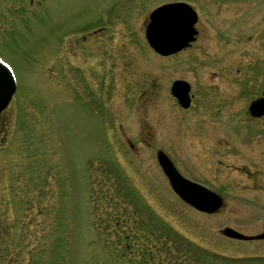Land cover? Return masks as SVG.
Here are the masks:
<instances>
[{"label": "rangeland", "instance_id": "rangeland-1", "mask_svg": "<svg viewBox=\"0 0 264 264\" xmlns=\"http://www.w3.org/2000/svg\"><path fill=\"white\" fill-rule=\"evenodd\" d=\"M167 1L175 0H0V59L16 81L0 114V243L8 249L0 264H264L223 260L264 258L249 256L264 255V240L221 233L264 230V145L258 156L252 144L247 153L198 143L203 123L225 136L245 131L234 118L264 83V0H184L204 38L162 57L144 28ZM230 25L239 36L233 50ZM216 68L224 70L214 79ZM176 78L193 86L190 109L170 92ZM220 92L227 103L213 121ZM157 149L207 179L224 207L201 214L179 199ZM163 219L205 249L177 238Z\"/></svg>", "mask_w": 264, "mask_h": 264}, {"label": "water", "instance_id": "water-1", "mask_svg": "<svg viewBox=\"0 0 264 264\" xmlns=\"http://www.w3.org/2000/svg\"><path fill=\"white\" fill-rule=\"evenodd\" d=\"M179 12L183 14L180 16V20L176 17ZM149 18L150 21L145 30L146 38L149 44L163 55L179 50L187 45L189 40L193 39V24L196 20V13L186 3L163 4L155 8L149 14ZM179 21L180 25H178ZM184 84L183 81H175L172 92L177 96L181 105L186 107L189 105V86ZM14 87V80L10 72L0 64V111L7 106L14 92ZM249 110L252 115L262 114L264 112V95L251 103ZM157 160L168 176L174 191L189 204L207 212H214L221 207L222 199L217 193L181 176L173 162L162 150H158ZM222 233L241 239L264 238V232L247 236L231 227H225Z\"/></svg>", "mask_w": 264, "mask_h": 264}, {"label": "flooded vegetation", "instance_id": "flooded-vegetation-1", "mask_svg": "<svg viewBox=\"0 0 264 264\" xmlns=\"http://www.w3.org/2000/svg\"><path fill=\"white\" fill-rule=\"evenodd\" d=\"M199 23L197 22V24H196V29H197V34H196V38H195V40L192 42V43H190V45L187 47V48H190L192 45H193V43L195 42V41H197V40H199V39H201V38H204L203 36H202V32H201V30H203V25H201V24H199ZM198 25V26H197ZM230 27V32L229 33H231L230 35H231V37L233 38V40H231L232 41V44H231V49L233 50V48L234 47H236V46H234V40L236 39V38H238L239 36H237L235 33H236V25H230L229 26ZM201 34V35H200ZM93 35V34H92ZM91 36V35H90ZM203 41V39L201 40V42ZM242 43H244V42H242ZM203 45V44H202ZM237 47H241L240 45H238ZM187 48H185V49H187ZM185 49H183V50H185ZM183 50H181V51H179V52H177V53H174V54H171V55H168V56H165V57H170V56H172V55H176V54H178V53H180V52H182ZM232 50H230V51H232ZM199 54L201 55V59L202 60H204V56H205V51H204V48L203 47H201L200 48V51H199ZM212 58V57H211ZM211 58H209V60H211ZM263 67H264V63H263ZM230 68H232V69H230ZM234 68L233 67H230V65H229V67H228V71L229 70H233ZM224 70V68H221V69H218V68H216L215 70H212V71H209V73L212 75V78H218L219 76H222V74H223V71ZM234 71H236L237 72V74L238 73H240L241 72V69L240 68H236V69H234ZM176 79H184V78H176ZM243 80H244V82L243 81H241L239 84H242V85H244V84H246L247 82V79L245 78V77H243L242 78ZM184 80H187V79H184ZM189 83H190V81L189 80H187ZM221 93V92H220ZM263 93H264V83L261 85V87H260V89L258 90V92H256L254 95H250L249 96V98H248V100H247V102H246V106H245V108H242L240 111H239V113H241L240 115H237L238 117H235L234 118V120L235 121H238V123H241V126L239 127V129H241V130H245V131H236V132H233L234 133V135H238V136H225V135H223V134H221L220 133V131L219 130H217V129H215V127L214 126H210V128H207V127H205V124L203 123V129H202V132H200L199 133V138L201 139L198 143H200L201 145L202 144H204L205 142H207L208 141V143H210V144H212L213 146H215V147H213V150H217L218 148H219V145H223V146H228V147H231V146H235L236 147V149H238V150H244L243 148V146L244 145H248V144H252L250 147H248L254 154H257V152H256V146H260V145H264V114L263 115H260V116H252L251 114H250V112H249V105H250V103L254 100V99H256V98H258V97H260V96H262L263 95ZM222 94V98H218V97H216L215 95V105H213V103L211 102V108H212V110H214V112H213V117H212V119L211 120H215V119H218V116H219V112H220V107L221 106H224V105H222V104H224V103H227V99L225 98V96L223 95L224 94V92L223 93H221ZM243 94H246L247 95V87L246 86H244V88L240 91V93H239V95H243ZM214 96H212V98H211V100H213L214 99ZM220 96V95H219ZM189 97H190V103H189V106L188 107H186V108H182V109H184V110H187V109H190L191 108V106H193L194 105V98H195V94H194V92H193V86H192V84L190 83V90H189ZM225 98V99H224ZM176 101H177V99H176ZM178 103V102H177ZM215 107V108H214ZM239 110V109H238ZM238 110H237V112H238ZM1 116V115H0ZM1 120V119H0ZM201 120V119H200ZM199 120V121H200ZM204 120H205V118H204ZM206 124H207V126L209 127V124L207 123V122H205ZM233 123V120H231L230 121V124H232ZM243 123H248V124H246V125H248V126H244L243 125ZM233 125V124H232ZM244 126V127H243ZM217 127V126H216ZM234 127H236V129H237V126L236 125H234ZM245 127H247L248 129H245ZM251 128V129H250ZM209 129H211L212 130V132H207L206 130H209ZM205 131V132H204ZM258 136H262L261 138H259L258 140H256V141H253V140H251V139H255V138H257ZM209 139V140H208ZM238 139H241V140H243V142H241V143H238ZM222 142V143H221ZM204 146H207V145H204ZM242 146V147H241ZM239 147H241V148H239ZM261 150H262V153L264 154V146L261 148ZM244 151H247V153H249V152H251V151H248V150H244ZM258 156H259V154H257ZM260 157H262V159H261V161L262 160H264V156H260ZM210 158H209V156L207 155V154H204L203 155V160L204 161H206V163L208 162V160H209ZM190 160V159H189ZM216 160H217V162L218 163H221L222 162V160H221V158H216ZM204 163V162H203ZM208 166H211V168H213L212 167V164L209 162L208 164H207ZM177 166V165H176ZM178 167V166H177ZM179 169V168H178ZM180 170V169H179ZM180 172L183 174V176H185V177H187V178H189V179H191V180H193V181H196V182H198V183H200V184H203V185H205V186H208V187H210L209 185H207V183L205 182L207 179H204L203 177H201V176H196V175H192V174H186V173H183L181 170H180ZM262 181H263V177H262V175H259V177H258V179L254 182L255 184H261L262 183ZM263 186V185H262ZM217 192H219V193H221L218 189H215ZM254 203H256L257 202V200H255V201H253ZM198 212V211H197ZM198 213H201V214H203L202 212H198ZM204 214H206V213H204ZM236 214V213H235ZM0 219H2V218H0ZM2 228H3V226H2V222L0 221V242L2 241ZM1 249H3L4 250V252H6L8 249H7V246L6 245H2L1 243H0V251H1ZM1 255L0 256H4L5 254H3V253H0Z\"/></svg>", "mask_w": 264, "mask_h": 264}]
</instances>
